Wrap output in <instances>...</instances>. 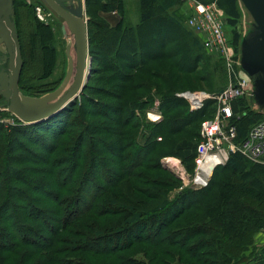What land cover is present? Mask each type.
<instances>
[{"label": "trees", "instance_id": "obj_1", "mask_svg": "<svg viewBox=\"0 0 264 264\" xmlns=\"http://www.w3.org/2000/svg\"><path fill=\"white\" fill-rule=\"evenodd\" d=\"M138 1L139 21L132 26L125 20L123 0H85L90 76L99 68L109 74L101 78L110 84L104 93L114 102L100 104L86 83L80 100L46 120L7 129L0 124V264H91L85 254L109 257V264H146L144 258L152 260L156 254L154 264H244L256 253L255 235L264 231V164L236 151L213 169L206 186L185 187L172 201L165 197L164 189L173 185L170 178L179 179L162 166L160 157L180 156L192 172L200 122L215 112L213 99L191 110L176 95L175 80L196 73L199 83L209 86L224 67L217 70L220 64L215 62L211 68L198 36L184 23L186 15L168 13L184 0ZM199 1L215 2L223 10L226 34L237 49L242 17L238 1ZM13 7L22 60L24 53L40 50L45 77L55 56L53 33L37 19L33 4L13 0ZM16 7L32 15L35 25L26 45ZM112 10L120 18L111 25L101 12ZM184 33L191 39L186 49ZM23 70L24 61L20 88ZM155 97L162 119L144 122ZM236 104L231 123L238 143L264 115L242 98ZM89 105L104 111L102 120L85 123L84 116L94 112ZM184 140L194 143L186 146ZM20 162L28 165L12 166ZM157 171L167 175H153ZM11 179L26 189L10 185ZM123 180L148 185L143 197L128 195ZM148 198L152 207H147ZM89 214L116 219L100 228L87 221ZM140 244L155 249L150 256L141 252L143 260L131 254Z\"/></svg>", "mask_w": 264, "mask_h": 264}, {"label": "rangeland", "instance_id": "obj_2", "mask_svg": "<svg viewBox=\"0 0 264 264\" xmlns=\"http://www.w3.org/2000/svg\"><path fill=\"white\" fill-rule=\"evenodd\" d=\"M70 1L75 2V4H76L75 7H77L78 0H67L66 6L69 7ZM79 1H83L84 12H85V0H79ZM127 1H128V4L125 5V3H124V6L126 8L125 9V17L128 19V21L130 23H134L135 20H133V19L136 18L137 5L135 3V0H127ZM24 2L26 4L27 3L33 4V7L36 4H42L45 7V9H46L45 11L47 13L49 10L52 11L51 8L49 7V5L44 0H24ZM17 3H18V0H17ZM27 10L29 12H31V10H29V9H27ZM16 12H17V17H18V21H19L20 31H21L22 44L26 45V43H28L30 41L29 38L31 37L32 32L35 29V25L33 24V18H32V15L29 16V14H27V11L23 10V8L16 7ZM84 15L86 18V28L85 29H87V20H88L89 16L86 14V12ZM116 18L118 19V15L114 19L116 20ZM223 18H224V14H223ZM42 22L45 24H48L52 33H53V37H52L53 40L50 43V45L55 49V53H54L55 56L53 59V64L50 67V71H51L50 74L43 77V76H41L42 72H43V60H42L43 56H42L41 51L36 50L37 54H33V55H27L24 53L23 60H22V67H23V61H24V70H23L22 77H21V81H22L21 86L23 85V87H21V88L19 87V89H20V92L22 93L23 96L31 98V99H38V98H43V97L46 98L50 94L54 93L55 91H58V89L61 86L67 84L72 79V76H70V78L66 80L67 72L69 71V63L73 62V56L75 53V43H74L73 35L71 34V31L69 30L67 24L60 17L55 15L54 13H53V16L49 14L47 17V21L45 20ZM226 29H227V32L229 33L228 28L225 27V31H226ZM241 30H242V27H240V31ZM176 31L180 36L183 37V31L181 29H176ZM87 34H88V31H87ZM184 35H185V33H184ZM185 38H186L187 42L185 43L184 48L186 49V47L191 45V39L186 35H185ZM261 43H264V35L257 37L253 41V43L248 47V49L246 51L250 50L251 53H254L255 47ZM87 46L88 47H87V52H86V66L88 67V59H90L91 65H92V59H91L90 54H89V42H88ZM203 52L205 53L206 56L208 55L207 57L209 58V63L211 65V68L213 67L215 62L216 63L218 62V64H220V67L217 70H221V69H223L222 67H224V69L222 71L223 75L221 77H219V76H216L214 74V76H212V78H211V84L209 86H206V83L200 84L197 77H195L196 73L188 74V76L179 77L178 79L175 80V86H176V92L175 93H179V92H182L185 90H190V91L206 90V91L213 93L217 89L225 87L230 81H232V74L233 73L231 71H228V66H227L225 60L223 58H221L223 61L222 62L220 59L215 57V54L210 55L212 53L208 52L206 50H204ZM197 53L200 54L201 52L198 50L196 52V54ZM235 64L236 63H234L233 68H235ZM91 65H90V67H91ZM93 66H96V64L94 63ZM7 67H8V55H7V51H6V46H5L4 41L0 40V82L2 81V77L5 76L4 84L3 85L0 84V88H3L2 90H0V112H7L8 113V114H4V115L0 114V124L2 123L4 128H6V129L9 128L10 126L22 124L7 109L8 108L7 107L8 106V104H7L8 103V100H7V98H8V90H7L8 76L6 75L7 74ZM21 70H22V68H21ZM214 71H216V69ZM73 73H74V68L72 70V75H73ZM20 74H21V72H20ZM103 75L108 76L109 74L107 72H104L102 69L99 68L97 70V73L91 74V76L89 75L90 79L88 78V80L85 82V84L87 83L88 86L90 88H92V92H90V94H92V96L94 98H96L98 100V102L102 105L112 103L115 101L113 99V97H110L108 95V93L107 94L104 93L106 91L105 89H108L110 87V84L108 85L104 82V80L101 78ZM236 77L238 78L239 75ZM116 83H118V82H116V80H115V82L111 83V85L114 86ZM5 84H6V86H5ZM198 85H200V87ZM79 97H78V100H80ZM157 98L158 97H155V99H157ZM214 107H215V104H214ZM87 109H93L94 112H92V114H90V115L84 116L85 123L93 124L96 121L102 120L103 114L101 112H104L103 110L99 111V109H94V107L91 105H89L87 107ZM77 111L79 112V109H77ZM89 113H91V112H89ZM137 113H138V111H137ZM76 114H77V112H76ZM141 115H142V112H141ZM144 122H149L146 119V116H144ZM6 131H8V130H6ZM5 133H7V132H5ZM137 140H138L139 144H142L140 139H137ZM183 142L185 143L186 146L188 145V143H194L193 141H189V140H184ZM165 157H173V156H161L160 161L162 162V160ZM175 158H180V156L179 157L176 156ZM23 165H24V167H26L28 164L25 162H24V164H23V162L12 163L13 167L22 168ZM168 170L171 171L170 169H168ZM159 173H161L163 175H167L166 173L159 172V171L153 173V175H156V174L159 175ZM173 175L179 179L180 183L175 181L174 179L170 178V182L173 183V185L170 188L164 189V193H166L165 197L169 201L174 200L176 195L180 191H183L184 189H186L185 187H189V186L182 187V181H181L180 177H178L174 173H173ZM93 176L96 177L95 174H93ZM93 176H91V177H93ZM163 177H165V176H162V178ZM10 185H13L15 188H17L19 190L26 189L25 188L26 186L24 184H22V182L20 183V181H17L14 179L10 180ZM126 185H128L130 188V190H128V195L132 196L134 199L142 198L143 197L142 195L144 194V189L148 187V185H144V184H142V185L135 184L131 180L121 181V187L123 189L126 187ZM49 186L51 187V185H49ZM20 187L22 189H20ZM133 187H136V188L133 190L132 189ZM112 191L114 193V191H116V190H112ZM116 197H117V200L121 202L120 197L118 195H116ZM13 201L17 202V200H14V199H13ZM148 201H149V198H148ZM147 203H148L147 207H152L151 201H149ZM22 209H24L25 212H27V210H28V209L26 210V208L21 207L20 210H22ZM86 219L88 222L89 221H95L96 226H98L100 228H104L106 225L112 224V222L116 219V217L115 216H108V217L103 216L101 218H98V217H95V216L89 214L86 217ZM49 224H50V222H49ZM47 232L49 233L48 230H47ZM8 235L11 236V232ZM21 235H22V232H21ZM256 235H255V239H256ZM23 236H25V233L23 234ZM152 249H154V248H148L147 246L140 244V245L134 246V248L132 249L133 252H131V254L132 255L134 254L136 257H139L140 259H142L143 256L140 253L145 252L147 255H149L150 252H152ZM258 252L259 251H256V253L248 260V262H246L244 264H258V262H259V260H258L259 255H257ZM156 255H157V257H154L152 260H150V258L148 256L146 259L144 258V260L143 259L142 260L146 264L157 263L159 257H158V254H156ZM84 257L91 264H109L111 262V258H109V257L92 256V255H86V254L84 255Z\"/></svg>", "mask_w": 264, "mask_h": 264}, {"label": "built area", "instance_id": "obj_3", "mask_svg": "<svg viewBox=\"0 0 264 264\" xmlns=\"http://www.w3.org/2000/svg\"><path fill=\"white\" fill-rule=\"evenodd\" d=\"M187 3L191 13L186 15L185 25L198 36L203 48L223 58L228 71L233 73L232 81L217 92L185 90L176 93L188 102L191 110L201 108L207 99H213L215 102L213 116L200 122L193 171H188L180 158L165 157L162 160L172 173L180 177L182 187L201 188L207 185L213 169L224 164L233 152L238 151L248 160L264 164V117L249 129L241 141L234 142L236 128L231 123V118L236 115V100L246 95L247 84L243 79L236 77L238 75L233 68L235 50L225 31L223 12L215 2L187 0ZM34 13L40 21H47L49 14L41 4L34 5ZM145 116L150 122L162 119L158 98L154 99L152 106L145 111ZM157 139L160 140V137ZM171 159L177 160V164L170 161Z\"/></svg>", "mask_w": 264, "mask_h": 264}, {"label": "water", "instance_id": "obj_4", "mask_svg": "<svg viewBox=\"0 0 264 264\" xmlns=\"http://www.w3.org/2000/svg\"><path fill=\"white\" fill-rule=\"evenodd\" d=\"M44 1L52 10H49L48 13L52 16L54 13L60 17L67 24L73 35L75 53L73 62L69 63V71L67 72L66 80L69 79L70 76H72V79L70 82L67 81V84L61 86L58 91H55L46 98L31 99L23 96L18 86L22 68V57L16 24L13 17V0H0V40L4 41L8 55L6 74L8 76L7 109L24 125L46 120L74 103L76 99H78L90 75V59H88L86 72H84L88 37L87 29H85L86 18L84 15L83 1L78 0L77 7H74L73 1H70L69 7L66 6L67 0ZM245 6L250 12L252 19L258 24V28L251 39H247L244 33L239 39L238 75L239 78L243 79L247 84L246 97L249 98V96L254 93L252 86L256 83H253L251 80L241 75V73H243L242 70L245 69V71H247L248 66L246 65L260 71L264 81V43L256 46L254 53H251L250 50V52L246 51L257 37L264 35V0H246ZM43 8L45 9L44 6ZM73 68L74 73L72 75ZM4 79L5 76L2 77L0 84H4ZM2 89L3 88H0V90ZM252 110L264 115V109L254 108ZM229 153H231V151H229ZM162 165L167 169L165 163L162 162Z\"/></svg>", "mask_w": 264, "mask_h": 264}, {"label": "crops", "instance_id": "obj_5", "mask_svg": "<svg viewBox=\"0 0 264 264\" xmlns=\"http://www.w3.org/2000/svg\"><path fill=\"white\" fill-rule=\"evenodd\" d=\"M182 1V0H181ZM238 1V5L239 8H241V27L242 30L240 31V36L243 35V33L246 35L247 39H251L253 37L254 32L257 30L258 28V24L252 19V16L250 14V12L247 10L245 3L246 0H237ZM123 2L126 4H128L127 0H123ZM135 3L137 5V14H136V18L133 19L135 20L134 23H130L128 21V19L125 17V20L128 24L134 26L138 21H139V1L135 0ZM125 7V6H124ZM126 9V8H125ZM222 10V9H221ZM113 11H115L113 13ZM168 13L171 14V12H175V14L177 13L179 16L181 15H187L191 13V9L188 6L187 0H184L183 3L180 2L178 3L176 6H174L173 8H170L169 10H167ZM223 12V10H222ZM224 14V12H223ZM101 15L103 17L106 18V21L109 24H114L119 18H120V14L119 12H117L116 10H112V11H108V12H101ZM118 15V19L116 18V20L114 19L116 16ZM246 26V27H245ZM247 28V31H246ZM240 39V37H239ZM239 39H238V43H237V49L235 50V72L238 75V70H239ZM250 41V40H249ZM248 66L247 71L242 70L243 73H241V75L243 77L248 78L249 80H251L253 83V94L251 96L246 97V95H244L243 97H241L242 99L245 100L246 105L248 107H250L251 109L254 108H261L264 109V81H263V75L261 74L260 71H257L256 69H254L253 67ZM238 105L235 103L234 108L235 111L238 113ZM255 245L257 247V251H259L257 253V255H259L258 257V264H264V231H260L257 235H256V239H255Z\"/></svg>", "mask_w": 264, "mask_h": 264}, {"label": "bare ground", "instance_id": "obj_6", "mask_svg": "<svg viewBox=\"0 0 264 264\" xmlns=\"http://www.w3.org/2000/svg\"><path fill=\"white\" fill-rule=\"evenodd\" d=\"M76 6V4H75V2H74V7ZM85 64H86V61H85ZM86 69H87V67H86V65H85V71L84 72H86ZM170 161H174V163H176L177 164V160H170Z\"/></svg>", "mask_w": 264, "mask_h": 264}]
</instances>
